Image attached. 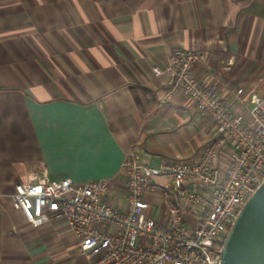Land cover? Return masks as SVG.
Returning <instances> with one entry per match:
<instances>
[{"label": "crops", "instance_id": "obj_1", "mask_svg": "<svg viewBox=\"0 0 264 264\" xmlns=\"http://www.w3.org/2000/svg\"><path fill=\"white\" fill-rule=\"evenodd\" d=\"M182 49L203 52L198 74L228 100L264 95V0H0V264H88L64 222L14 208L17 186L111 181L130 152L158 167L208 141L149 70Z\"/></svg>", "mask_w": 264, "mask_h": 264}, {"label": "built area", "instance_id": "obj_2", "mask_svg": "<svg viewBox=\"0 0 264 264\" xmlns=\"http://www.w3.org/2000/svg\"><path fill=\"white\" fill-rule=\"evenodd\" d=\"M204 58L182 49L163 68L149 65L153 78L169 77L160 102L191 100L207 126L192 156L151 167L130 152L111 181L43 177L17 186L14 208L34 227L64 222L88 264H221L231 227L264 182V95L241 87L228 100L218 79L198 74Z\"/></svg>", "mask_w": 264, "mask_h": 264}, {"label": "water", "instance_id": "obj_3", "mask_svg": "<svg viewBox=\"0 0 264 264\" xmlns=\"http://www.w3.org/2000/svg\"><path fill=\"white\" fill-rule=\"evenodd\" d=\"M221 264H264V182L231 227Z\"/></svg>", "mask_w": 264, "mask_h": 264}]
</instances>
